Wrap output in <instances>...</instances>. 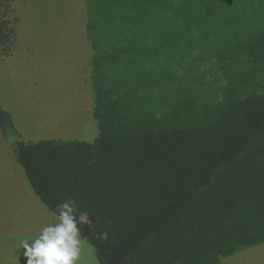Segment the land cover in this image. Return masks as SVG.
<instances>
[{"label": "trees", "instance_id": "1", "mask_svg": "<svg viewBox=\"0 0 264 264\" xmlns=\"http://www.w3.org/2000/svg\"><path fill=\"white\" fill-rule=\"evenodd\" d=\"M134 2L86 0L98 138L20 141L16 160L51 212L72 198L96 220L86 239L99 264H221L264 244V83L256 90L238 80L175 124L157 109H137L135 82L123 73L134 66L133 50L120 47L147 36L136 31ZM14 34L0 7V52ZM245 53L264 65V21ZM99 231L109 238L98 240Z\"/></svg>", "mask_w": 264, "mask_h": 264}, {"label": "rangeland", "instance_id": "2", "mask_svg": "<svg viewBox=\"0 0 264 264\" xmlns=\"http://www.w3.org/2000/svg\"><path fill=\"white\" fill-rule=\"evenodd\" d=\"M73 3L0 0L15 29L13 44L0 52V107L12 117L22 142L94 143L99 136L93 117L96 52L84 47L82 32L75 31L79 17L68 11ZM133 8L136 31L147 36L120 47L133 50L134 66L127 63L123 73L135 82L137 109H157V116L162 112L175 124L245 77L261 90L264 65L254 64L245 49L264 21V0H135ZM156 11L163 26L153 17L138 24L139 16ZM176 23L182 24L179 33H173ZM17 144H8L0 127V264H26L19 240L35 237L55 220L17 162ZM82 238V264H98L95 249ZM244 252L238 260L221 258V264H264V244Z\"/></svg>", "mask_w": 264, "mask_h": 264}, {"label": "clouds", "instance_id": "3", "mask_svg": "<svg viewBox=\"0 0 264 264\" xmlns=\"http://www.w3.org/2000/svg\"><path fill=\"white\" fill-rule=\"evenodd\" d=\"M54 222L42 227L35 237L19 240L26 264H82V228H91L92 219L87 211H81L72 198L65 199L52 211ZM98 240L109 238L99 231Z\"/></svg>", "mask_w": 264, "mask_h": 264}, {"label": "crops", "instance_id": "4", "mask_svg": "<svg viewBox=\"0 0 264 264\" xmlns=\"http://www.w3.org/2000/svg\"><path fill=\"white\" fill-rule=\"evenodd\" d=\"M68 11H71L73 12L74 14L73 15H78L79 19H78V30H75L76 33L79 35H81V32H82V36H81V39H82V43L85 46H88V45H91L90 44V40H89V37H88V10H87V3H86V0H75V4L73 3L70 7H68ZM81 16V18H80ZM89 42V43H88ZM92 46V45H91ZM31 187V186H30ZM32 189V187H31ZM33 190V189H32ZM34 192V191H33ZM35 193V192H34ZM36 195V194H35ZM37 196V195H36ZM38 197V196H37ZM40 200V199H39ZM42 203V202H41ZM48 209V208H47ZM49 210V209H48ZM50 211V210H49ZM51 212V211H50ZM263 245V244H262ZM252 248V247H251ZM250 249V248H248ZM247 249L243 250V251H240V252H237L235 253L234 255H232L229 259V262L230 260H238L236 258H241L243 257V253H245L244 251H246ZM96 254V253H95ZM97 259V257H96ZM98 261V260H97ZM99 264V262H98Z\"/></svg>", "mask_w": 264, "mask_h": 264}, {"label": "water", "instance_id": "5", "mask_svg": "<svg viewBox=\"0 0 264 264\" xmlns=\"http://www.w3.org/2000/svg\"><path fill=\"white\" fill-rule=\"evenodd\" d=\"M0 127L3 131V134L8 144H15V143L22 141L23 136L15 128L12 117L10 116V114L5 112L1 107H0ZM90 218L93 221L92 227L82 228V236L84 238H87L98 228V223L96 222V220L92 218L91 216Z\"/></svg>", "mask_w": 264, "mask_h": 264}]
</instances>
